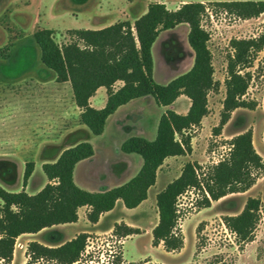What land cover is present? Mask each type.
Returning <instances> with one entry per match:
<instances>
[{"label": "rangeland", "instance_id": "1", "mask_svg": "<svg viewBox=\"0 0 264 264\" xmlns=\"http://www.w3.org/2000/svg\"><path fill=\"white\" fill-rule=\"evenodd\" d=\"M232 1L264 0H0V186L16 193L26 190V163L33 161L37 163V169L26 192L37 194L46 179L42 161L52 163L53 147H63L66 132L80 124L81 110L76 106L70 83L57 82L56 75L42 64L34 34L41 29H53L60 44L68 43L71 41L69 30L105 28L122 21L134 23L153 2L164 3L170 10L190 2H200L207 7L202 25L210 34L217 87L209 94V114L192 132L196 151L191 160L201 167L200 174L208 173L228 159L231 140L249 130L253 132L254 147L264 160V50L247 70L252 74V81L245 100L254 103L255 109H238L232 113L227 125L222 129L219 127L226 97L228 60L233 54L231 41L257 38L264 33V13L244 20L218 5ZM189 31L187 24H181L163 32L153 46L154 79L158 84H169L193 66ZM102 92L97 102L104 98L105 91ZM186 107L182 99L174 110L184 114ZM133 110L130 118L123 117L122 125L117 127L113 121L109 123L106 139L96 138L83 126L73 134L71 142L95 141L98 147L96 160L104 163L110 159L117 168L124 156L118 147L119 141L129 135L155 140L157 124L165 108L141 101ZM141 129H147L148 134L138 136ZM216 130H220L218 135ZM135 156L142 161L139 155ZM181 164L183 161L174 163L172 168L178 169ZM253 173L257 180L250 190L230 194L212 202L209 208L198 206L203 201L198 191L192 190L181 198L179 223L185 238L184 250L169 253L163 245L153 247V236L149 233L127 240L124 246V238L113 231L90 235L82 260L76 264H130L149 258L155 263L167 264H264V168ZM249 198L260 199L262 208L254 240L242 243L227 228L224 218L240 214ZM155 210L122 214L117 208L101 222L98 230H108L115 219L122 218L148 229L155 225ZM66 226L47 228L38 237L18 238L12 264L27 263V247L32 241H42L49 246L56 233L69 238L74 229ZM80 226L84 227L83 224ZM123 254L130 263L125 261Z\"/></svg>", "mask_w": 264, "mask_h": 264}, {"label": "trees", "instance_id": "2", "mask_svg": "<svg viewBox=\"0 0 264 264\" xmlns=\"http://www.w3.org/2000/svg\"><path fill=\"white\" fill-rule=\"evenodd\" d=\"M227 12L248 20L264 13V1H232L218 4ZM207 7L200 2L184 3L175 10L166 4L153 2L145 14L134 23L122 21L103 29H73L71 41L60 44L56 31L41 29L34 34V42L41 51V62L56 75L59 83H70L76 106L81 110L80 123L94 136L104 133L108 118L132 100L151 96L160 107L167 108L161 116L157 137L149 141L142 137L126 140L124 153L137 154L143 159L139 173L126 184L105 192L81 189L74 180L76 165L94 156L91 143L81 142L62 152L54 163H45L43 172L49 179L40 192L30 195L23 190L10 192L0 186V264H12L17 239L24 234H36L57 225L79 221V210L90 209L87 219L97 224L101 216L112 211L117 201L135 209L148 199L149 189L156 184L157 173L165 160L192 153L193 129L201 126L209 114V94L217 87L210 49V34L202 19ZM181 24L190 28L188 43L194 52L191 69L167 85L154 79L153 46L163 32ZM233 54L228 60L226 97L220 129L230 121L238 109H255L245 100L257 55L264 50V33L257 38L231 41ZM123 85L116 88L117 83ZM104 87L107 104L102 109L91 106V98ZM186 96L191 106L186 114L170 107ZM217 135L220 130H216ZM228 159L200 174L201 167L187 163L181 175L157 195L159 222L152 231L153 247L163 245L169 252H180L185 238L180 228V200L194 190L201 193L200 208L230 194L244 193L256 183L253 171L264 168V160L256 151L251 130L235 136ZM35 170V162L26 163L24 188ZM262 202L249 198L238 215L226 216L224 223L242 243L254 240L260 220ZM115 235L127 237L141 234L138 228L116 225ZM90 235L82 233L60 246H46L32 241L27 247L26 264H76L81 262ZM133 264V263H130ZM140 264H158L148 259Z\"/></svg>", "mask_w": 264, "mask_h": 264}, {"label": "crops", "instance_id": "3", "mask_svg": "<svg viewBox=\"0 0 264 264\" xmlns=\"http://www.w3.org/2000/svg\"><path fill=\"white\" fill-rule=\"evenodd\" d=\"M87 28H90L91 30L103 29V28H98V27H85V29H87ZM118 85H120L119 87H121L123 85V83L122 82L117 83V85H116L117 89L119 88ZM103 90L105 91L104 98L103 99L100 98L99 99L100 101L97 102L98 97H99V95H101V93H103L102 92ZM182 99H184L185 104H187V107H186L187 110L184 112V114H186L188 112L190 106H191V101L186 96H181L170 108L174 110L176 103L178 101H181ZM107 100H108L107 90L104 87H102L97 91L95 96H93L91 98L90 102H91L92 107H94L96 109H102L106 106ZM141 101L144 104H150V105H153L154 103H156L155 99L151 96L132 100L128 104L120 107L113 115H111L107 120L104 133L100 136H95V137L98 139H106V137H107L106 134H107L109 123L113 121V123H115V125L118 124L117 127L122 125L123 124V117H126V119L130 118V114L135 112V110H133V108L136 107V105H138V103H140ZM166 110H167V108H165V111H163V114L166 112ZM205 119H206V117L203 119L202 124L204 123ZM159 121H160V119H159ZM159 121H158L156 130H158ZM83 126L84 125H82L80 123L75 129L71 128L66 132L64 139H63L64 140L63 142H65L63 147H60V146L59 147H57V146L53 147V152L51 155L53 158V159H51V160H53L52 163L56 162L59 159V157L63 151L81 143L79 141L71 142V138L76 131L83 129ZM154 133H155V130L152 131V134H154ZM146 134H148L147 129H141V131H139L138 136H146ZM132 137H135V136L129 135V137H127L126 139H121V141H119V143H118V147H120V149H121L123 143ZM156 137H157V133H156ZM145 139H147L149 141L154 140V139H149V138H145ZM68 140H70V141H68ZM89 143H91L94 147V150H95L94 156L89 158V159H86V160L79 162L76 165L75 171H74L75 183L81 189H84V190L89 191V192L98 193V192H105V191L111 190L115 187L122 186V185L126 184L127 182H129L133 177H135L139 173V171L141 170V168L143 166V159L141 156L140 157H141L142 161L138 160V158L135 156L137 154H134V153L128 154V153H124V152H123L124 156H121L122 162H121V164H119L117 166V168H115V162H113V161L111 162L110 159L108 162L100 163V161L96 160L97 155H98L97 143H95V141H90ZM195 151H196V147H195V142L193 139L191 155L171 157V158L166 159L164 164L158 170L156 184L149 189L148 199L146 201H144L139 207H137L135 209H128L125 207L123 201L119 200V201H117L115 208L112 211L103 214L97 224H91L88 221L87 214L89 213L90 209L88 207H83L79 210V221L77 223L65 224V225H67L66 226L67 228L74 229V232L71 234V236L69 238H63V237H61V235L59 233H56L54 235V238H53V240H54L53 244L49 245V246L50 247L60 246L64 243H66V241L68 242V241L74 239L76 236H78L82 233H87L89 235L108 234V233H111L115 230L116 225H121V224H125V225H127L129 227H133V228H138L141 230V234L149 233L151 235L153 229L156 227V225L159 222V212H158V207H157V195L161 191H163L171 182H173L175 179H177L181 175L182 167L184 166L185 163H188V162L193 163V161L191 160V157L194 156ZM181 161H183V164H181L180 168H178V169L172 168V165L174 163L180 164ZM136 162H139V164L137 163L138 164L137 166L135 165ZM45 163H47V161H42V163H41L42 169H43V165ZM168 163H169V165H168ZM106 165H108L107 168H106ZM134 166H136V168ZM36 169H37V163H35L34 172L36 171ZM34 172H33V174H34ZM32 177H33V175L31 176V178L28 181V185L25 188L26 191H28L29 184H30ZM48 183H50V181L46 177L44 182L41 184L38 192H40ZM121 203H123L124 206H122ZM117 208H119L121 210L122 214L128 213V211H140V210H146V209L151 212V210L154 211L156 209L155 210V215H156L155 225L153 227H149L148 229H143V228H140V227L133 225V223H131V221H129L128 219L122 218V219H119L117 221L115 219V221H113L110 229L105 230V231L98 230V227L100 226L101 222L106 217H108L109 215H112L116 211ZM81 224H83L84 227L81 228V226H80ZM57 226H60V225H57ZM53 227H56V226H53ZM45 230L46 229H44L41 232L36 233V234H24V235L20 236L19 238L24 237V236H26V237H28V236L38 237ZM141 234L123 237L124 238V246H125V243L127 240L132 239L136 236H140ZM37 242L47 246V244L43 243L42 241H37ZM161 246L162 245H160V247ZM124 259H125V255H124ZM149 259L154 261L152 258H149ZM146 260H148V259H142V260L137 261V262H134V261H131V262L132 263H142ZM125 261H127V263L128 262L130 263V261H128L127 259H125ZM158 263L167 264L166 262H158Z\"/></svg>", "mask_w": 264, "mask_h": 264}, {"label": "built area", "instance_id": "4", "mask_svg": "<svg viewBox=\"0 0 264 264\" xmlns=\"http://www.w3.org/2000/svg\"><path fill=\"white\" fill-rule=\"evenodd\" d=\"M219 162H220V161H219ZM219 162H218V163H219Z\"/></svg>", "mask_w": 264, "mask_h": 264}]
</instances>
